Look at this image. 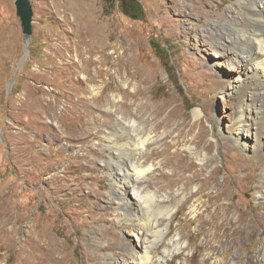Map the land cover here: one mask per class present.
<instances>
[{"label": "rangeland", "instance_id": "374dc122", "mask_svg": "<svg viewBox=\"0 0 264 264\" xmlns=\"http://www.w3.org/2000/svg\"><path fill=\"white\" fill-rule=\"evenodd\" d=\"M14 1L0 0V264H121L111 254L131 239L130 256L141 229L115 195L136 212L133 184L117 169L112 183L105 144L137 132L159 140L136 185L175 209L155 254L176 237L169 264H264L259 91L231 31L217 39L226 15L244 19L241 0H125L131 16L119 0H30L27 48Z\"/></svg>", "mask_w": 264, "mask_h": 264}, {"label": "bare ground", "instance_id": "6f19581e", "mask_svg": "<svg viewBox=\"0 0 264 264\" xmlns=\"http://www.w3.org/2000/svg\"><path fill=\"white\" fill-rule=\"evenodd\" d=\"M241 4L245 8L244 19H236L226 15L224 17L226 23L224 26L220 25L218 27L219 34L217 39L218 41L221 40L225 34L222 29L225 31L230 30L233 35L231 38L232 42H229L227 46L230 47L231 52L235 53L233 57H235L237 63L245 61L248 65V75L254 79V86L259 91L256 98L252 97V104L256 110L255 116H252L257 120L258 132L262 133L264 132V0H241ZM223 43H220L221 46H217V49L219 47L220 49H225L226 43L225 41ZM256 101L259 104L256 103L257 105H255ZM193 114L198 116L199 110H195ZM246 121V113L244 109H241L235 122L239 127L238 129L246 130L247 127H250V123ZM128 122L132 127L135 126L134 120ZM132 131L136 130L132 129ZM242 136V133L237 132L234 138V141L241 146L246 143V139ZM106 138L105 147L117 152L115 157H109L108 160L109 164L114 163L115 165L108 172L112 183L119 182L117 181V176L114 175V170L117 169L118 173L116 174L123 175L122 179L124 181L133 184V196L136 199V207H134L136 212H133V203L130 202V197L124 194H117V196L115 195L118 199L116 202L118 204L117 208L121 210L122 218L127 222L126 224H132L141 229V233L137 232L135 234L136 241L133 243L135 250L130 256L123 255L122 251L128 253L131 239L123 243L120 253H112L111 258L120 259L121 264H169V259L182 248L181 242L176 237L170 239L169 246H166L161 254H155V252L156 247L169 230V220L175 211L174 206L167 205L162 207L160 199L157 198L155 192H144L142 188L136 185L152 169V164H144V149L149 143L158 142L159 137L140 136L137 132L135 136H126V141L121 142L118 145L119 147L116 146L115 149L113 147L114 143H109L112 137L107 136ZM186 148L190 153H195L190 145L186 146ZM34 245L40 248L44 247L49 252V255H52L56 250V246L47 244V240L44 238L43 240L42 238L35 239ZM35 256H38V254L32 253L28 256V259L33 262ZM262 259L264 261V249L262 250ZM109 261L111 260L109 259Z\"/></svg>", "mask_w": 264, "mask_h": 264}, {"label": "water", "instance_id": "95a60500", "mask_svg": "<svg viewBox=\"0 0 264 264\" xmlns=\"http://www.w3.org/2000/svg\"><path fill=\"white\" fill-rule=\"evenodd\" d=\"M16 13L20 18L22 32L24 34V45L27 48L32 34L33 7L30 0H15ZM26 55L23 56V60Z\"/></svg>", "mask_w": 264, "mask_h": 264}, {"label": "trees", "instance_id": "16d2710c", "mask_svg": "<svg viewBox=\"0 0 264 264\" xmlns=\"http://www.w3.org/2000/svg\"><path fill=\"white\" fill-rule=\"evenodd\" d=\"M121 2V5L122 3L124 2V12L127 14V15H130V11L128 9V4L125 2V0H119ZM121 7V6H120ZM151 45L153 46L156 54L161 57L162 55H165L166 53V48L164 46H159L158 43L155 41V40H151Z\"/></svg>", "mask_w": 264, "mask_h": 264}]
</instances>
